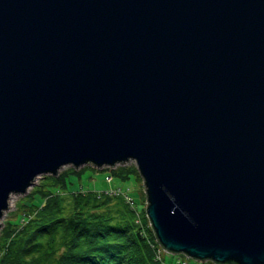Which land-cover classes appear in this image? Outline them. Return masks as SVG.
I'll return each mask as SVG.
<instances>
[{"label": "water", "instance_id": "1", "mask_svg": "<svg viewBox=\"0 0 264 264\" xmlns=\"http://www.w3.org/2000/svg\"><path fill=\"white\" fill-rule=\"evenodd\" d=\"M128 161L161 251L264 264V0H0V219Z\"/></svg>", "mask_w": 264, "mask_h": 264}, {"label": "trees", "instance_id": "2", "mask_svg": "<svg viewBox=\"0 0 264 264\" xmlns=\"http://www.w3.org/2000/svg\"><path fill=\"white\" fill-rule=\"evenodd\" d=\"M80 172L41 177L18 200L20 220H6L0 230V264H162L144 210L138 212L125 193L68 192L69 178ZM110 172L141 183L132 166Z\"/></svg>", "mask_w": 264, "mask_h": 264}, {"label": "rangeland", "instance_id": "3", "mask_svg": "<svg viewBox=\"0 0 264 264\" xmlns=\"http://www.w3.org/2000/svg\"><path fill=\"white\" fill-rule=\"evenodd\" d=\"M134 167V163L132 161H128L124 165H120V167ZM119 167V166H116ZM114 167L113 169H115ZM135 168V167H134ZM68 169H72L71 167H63L58 171L60 172L66 171ZM107 168H93L90 165H85L78 167L76 170L72 169L73 171L82 170L80 172L79 177L77 178L75 174L74 177L69 178V182L67 185L68 192H107L112 196H120L124 193L129 197L130 200L133 201L134 208L140 212L144 210V196H143V187L142 184H138L134 176H130L127 180L119 181L114 176H112L110 170ZM57 174V175H58ZM41 178V177H40ZM39 178V179H40ZM39 179L34 181V185L27 190L26 194L23 196L13 195L10 196L8 203H7V210L3 212L2 218L0 219L1 228H3L4 222L6 220H10L12 223H17L20 220L21 212L20 210L16 211V205L18 200L24 198L33 187L38 185ZM141 188H140V186ZM9 208V209H8ZM159 249V248H158ZM155 259L162 264H201V262H197L190 258L185 257L182 254L178 255H171L164 253L163 251H159L155 255ZM202 264H212L209 261H204Z\"/></svg>", "mask_w": 264, "mask_h": 264}, {"label": "built area", "instance_id": "4", "mask_svg": "<svg viewBox=\"0 0 264 264\" xmlns=\"http://www.w3.org/2000/svg\"><path fill=\"white\" fill-rule=\"evenodd\" d=\"M124 198H125L126 201H129L125 196H124Z\"/></svg>", "mask_w": 264, "mask_h": 264}]
</instances>
